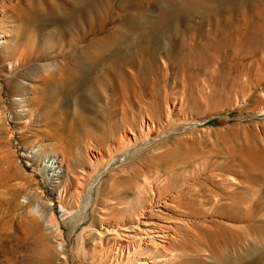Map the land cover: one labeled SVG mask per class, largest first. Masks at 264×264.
Listing matches in <instances>:
<instances>
[{
	"label": "rangeland",
	"instance_id": "1",
	"mask_svg": "<svg viewBox=\"0 0 264 264\" xmlns=\"http://www.w3.org/2000/svg\"><path fill=\"white\" fill-rule=\"evenodd\" d=\"M31 1L37 6L40 0ZM63 1L47 0L56 16ZM5 23V40L11 42L21 32L16 22ZM56 30L55 24L49 27L50 37L58 40ZM33 33L25 36L33 39ZM7 65L1 64L0 84L7 83L12 67ZM208 79L180 89L178 99L164 104L156 129L148 121L150 130L138 142L128 134L112 147V157L104 158L86 143L71 147L70 155V121L58 110L51 114L59 126L54 139L48 127L51 109L35 118L16 100L24 94L6 87L0 94V263L42 264L35 255L49 252L52 264H221L223 259L232 264L234 257H246L254 238L262 251L264 202L256 209V226L243 229L236 247L227 245L233 242L231 232L211 229L219 221L231 223L221 213L197 221V230L187 229L186 219L157 201L154 209L148 207L152 219L142 217V203L149 202L142 201L144 193L164 186H202L222 193L220 205L234 197L243 213L255 195L264 197V174L254 169L264 163V81L243 80L246 85L238 86L234 80ZM145 222L171 227L150 234ZM175 226L183 228L182 238L172 232ZM215 232L227 237V244Z\"/></svg>",
	"mask_w": 264,
	"mask_h": 264
},
{
	"label": "bare ground",
	"instance_id": "2",
	"mask_svg": "<svg viewBox=\"0 0 264 264\" xmlns=\"http://www.w3.org/2000/svg\"><path fill=\"white\" fill-rule=\"evenodd\" d=\"M50 5L47 0L37 6L31 0H0V68L12 65L0 94L6 87L23 93L16 100L35 118L51 109L47 122L54 139L59 126L51 114L58 110L70 121L68 150L86 143L101 158L112 157V147L122 144L128 134L138 142L145 129L150 130L149 122L156 129L164 104L178 99L179 90L196 79H228L238 86L264 81V0H65L60 16ZM9 21L16 22L21 32L11 42L4 35ZM52 24L58 40L50 37ZM28 32H34L33 39L25 36ZM58 58L63 61L52 62ZM254 169L264 174V163H256ZM146 194L142 201L149 202L142 203L141 211L147 220L152 219L148 207H154L153 201L163 203L169 212L167 207H172L176 218L188 221L187 229L197 230V221L221 213L230 225L219 221L211 229L231 232L234 238L229 244L227 237L215 235L232 247L240 245L244 228L256 226V209L264 202V197L255 195L243 213L234 197H229L228 205H220L222 193L214 195L187 183ZM100 196L99 192L97 201ZM212 197L220 200L212 202ZM149 223L143 225L150 234L166 233L171 227ZM172 232L181 237L184 230L175 226ZM253 240L246 257H234L232 264H264V246L259 252L257 239ZM35 257L42 264L53 261L49 252Z\"/></svg>",
	"mask_w": 264,
	"mask_h": 264
}]
</instances>
